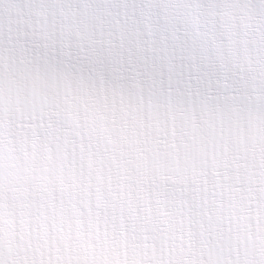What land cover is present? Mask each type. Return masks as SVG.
I'll return each instance as SVG.
<instances>
[{"label": "snow or ice", "instance_id": "obj_1", "mask_svg": "<svg viewBox=\"0 0 264 264\" xmlns=\"http://www.w3.org/2000/svg\"><path fill=\"white\" fill-rule=\"evenodd\" d=\"M0 264H264V0H0Z\"/></svg>", "mask_w": 264, "mask_h": 264}]
</instances>
